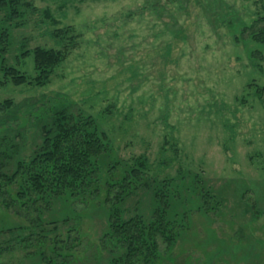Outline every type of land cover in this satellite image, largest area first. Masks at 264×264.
Instances as JSON below:
<instances>
[{"label": "rangeland", "instance_id": "rangeland-1", "mask_svg": "<svg viewBox=\"0 0 264 264\" xmlns=\"http://www.w3.org/2000/svg\"><path fill=\"white\" fill-rule=\"evenodd\" d=\"M28 1L34 8L11 31V65L34 77L33 57L21 55V46L57 49L49 35L68 26L79 37L45 86L0 89V102L14 103L7 117L0 113V137L14 139L16 159L40 142L35 120L42 106L63 100L97 121L120 159L146 155L159 178L180 170L188 176L179 206L190 225L164 255L168 262L264 264V90L262 98L257 93L264 45L240 35L264 16V0ZM46 10L56 22L45 20ZM257 51L261 69L251 63ZM189 173H197V183ZM202 183L219 198L218 210L212 203L198 210ZM81 208L84 246L92 247L105 219L95 204ZM18 209L0 204V229L28 227L38 217ZM9 245L0 264H41L29 255L41 253L37 242Z\"/></svg>", "mask_w": 264, "mask_h": 264}, {"label": "trees", "instance_id": "trees-1", "mask_svg": "<svg viewBox=\"0 0 264 264\" xmlns=\"http://www.w3.org/2000/svg\"><path fill=\"white\" fill-rule=\"evenodd\" d=\"M30 7L34 8L28 0H0V89L8 83L15 87L45 86L55 68L77 46L79 35L71 26L57 29L49 35L57 49L30 51L21 46V55L33 57L34 77L11 65L7 57L12 48L11 31L20 27L18 22ZM43 16L53 21L50 11H44ZM240 35L264 45V16L251 26L243 25ZM251 57L252 66L261 69L262 53L254 52ZM263 90L257 88L259 96ZM56 100L49 98L35 120L40 142L29 157L16 159L19 153L14 139L0 137V204L6 210L19 205L16 214L34 209L38 216L28 227L0 229V239L12 237L9 242H0V254L11 250L9 243L14 239L20 245L33 240L41 245V253L29 255L41 264H174L164 255L173 251L190 225L179 206L188 176L180 170L175 177L161 179L153 173L146 155L120 159L109 135L92 116ZM13 109V101L0 102V113L6 117ZM2 124L6 126V122ZM188 175L197 183V173ZM200 188L198 210L209 211V203L218 210L219 198L203 183ZM92 204L103 212L105 229L96 245L87 247L83 232L86 213L81 206ZM23 248L25 254L30 249Z\"/></svg>", "mask_w": 264, "mask_h": 264}]
</instances>
